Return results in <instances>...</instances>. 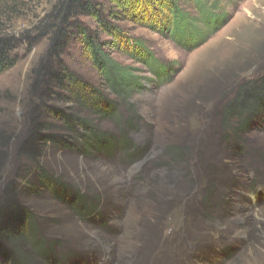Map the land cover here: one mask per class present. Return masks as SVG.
Here are the masks:
<instances>
[{"label":"rangeland","instance_id":"1","mask_svg":"<svg viewBox=\"0 0 264 264\" xmlns=\"http://www.w3.org/2000/svg\"><path fill=\"white\" fill-rule=\"evenodd\" d=\"M15 1L17 9H8ZM58 1L0 0L4 31L38 36ZM99 1L124 33L119 45L106 49L120 63L140 69L143 88L129 100L119 99L79 36L61 59L116 100L114 114L102 116L60 98L51 91L59 87L46 78L38 81L37 70L49 60L50 35L34 45L22 43L13 51L17 63L0 74V150L6 153L0 199L5 185H15L41 236L55 243L48 256L26 246L33 254L29 264H264V114L237 132L238 118L226 123L223 117L239 86L264 75V0H207L217 7L220 25L194 43L157 30L170 15L162 0H139L137 9L133 1ZM177 1L191 16L198 14L195 0ZM78 19L103 40L112 39L94 16ZM133 38L171 76H158L138 62L131 53ZM51 105L73 106L100 134L118 142L112 150L85 153L81 135L57 122L55 132L72 145L48 142L42 156L30 160L20 144L35 110L41 121H56ZM126 137L131 148L124 145ZM79 195L93 210L79 209ZM0 264L10 263L0 254Z\"/></svg>","mask_w":264,"mask_h":264},{"label":"trees","instance_id":"2","mask_svg":"<svg viewBox=\"0 0 264 264\" xmlns=\"http://www.w3.org/2000/svg\"><path fill=\"white\" fill-rule=\"evenodd\" d=\"M119 5L133 1V9H137L139 0H113ZM152 1V0H150ZM169 5L170 15L165 22H162L157 30L168 33L175 40L183 43L185 37L194 43L197 40H205L207 35L220 25L221 16L216 12L215 5L208 6L207 0H195L198 14L191 16L177 0H162ZM17 1L7 5L8 9H17ZM6 10V9H5ZM0 10V74L12 68L18 61L13 51L22 43L28 42L34 45L40 37L50 35L51 45L48 52V62L43 61L37 70L38 81L46 78V82L61 91L51 90L60 98L69 101H76L81 106L89 107L93 112L101 113L102 116L112 115L116 112L118 104L116 100L104 97L97 88L89 86L82 77L70 70L61 55L66 50L70 41L76 36L81 37L94 66L99 70L106 86L115 93L119 99L129 100L132 95L143 88L144 83L140 77V69L120 63L112 57L106 49V45H119L123 37V31L113 23L108 15H104L99 0H59L53 11L47 16L48 25L40 31L38 36L11 35L3 29V18L6 14ZM135 11V10H134ZM134 12L133 14H135ZM110 14H112L110 12ZM80 15H89L97 18L101 29L112 39L105 41L97 30H91L83 22L79 21ZM208 32V34H207ZM184 38V39H183ZM133 44L131 53L138 62L147 65L151 72L158 76H171L168 66L161 63L152 55L148 47L139 39H131ZM37 82L34 89L41 91ZM47 94V92H45ZM94 100V97H96ZM56 121H41L38 110L32 114V128L20 144V152L30 160H38L42 156V148L48 142L59 144L63 147H70L71 141L65 140L60 132H55L58 123H62L65 130L80 134L85 153L93 152L95 149L107 148L112 150L118 139H112L108 135L100 134L87 117L73 111V106L60 108L54 105L48 107ZM258 114H264V75L257 81L242 83L233 99L223 107V117L228 123L234 117L238 118L239 126L236 129L241 131L247 128L250 120ZM79 128L83 131H79ZM47 131V132H44ZM130 144V145H129ZM124 145L130 146L131 141L125 138ZM6 158V153L0 150V163ZM44 178L51 179L48 174ZM56 182H58L56 180ZM0 182V188H1ZM88 198L79 195L75 202L79 209L86 212L93 210ZM83 211V212H84ZM54 241H47L41 236L40 228L36 225L35 219L28 212L22 203L20 194L15 185H5L0 199V254L10 264L31 263L32 253L26 251V246L31 245L33 250L39 254L48 256L52 252Z\"/></svg>","mask_w":264,"mask_h":264}]
</instances>
